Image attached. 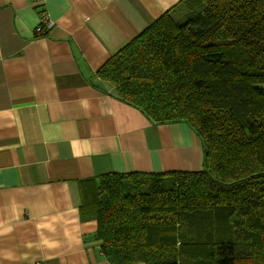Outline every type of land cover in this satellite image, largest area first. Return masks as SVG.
<instances>
[{
	"label": "trees",
	"instance_id": "trees-1",
	"mask_svg": "<svg viewBox=\"0 0 264 264\" xmlns=\"http://www.w3.org/2000/svg\"><path fill=\"white\" fill-rule=\"evenodd\" d=\"M96 75L151 122L186 124L204 148L198 172L79 182L81 220L97 222L105 259L264 264V0H181Z\"/></svg>",
	"mask_w": 264,
	"mask_h": 264
},
{
	"label": "crops",
	"instance_id": "crops-1",
	"mask_svg": "<svg viewBox=\"0 0 264 264\" xmlns=\"http://www.w3.org/2000/svg\"><path fill=\"white\" fill-rule=\"evenodd\" d=\"M180 1L0 0V264H110L97 222L81 220L79 182L202 170L186 124H155L96 82ZM42 14L55 23L47 37Z\"/></svg>",
	"mask_w": 264,
	"mask_h": 264
},
{
	"label": "built area",
	"instance_id": "built-area-1",
	"mask_svg": "<svg viewBox=\"0 0 264 264\" xmlns=\"http://www.w3.org/2000/svg\"><path fill=\"white\" fill-rule=\"evenodd\" d=\"M45 0H34L35 3H42ZM55 23L48 14H42L39 24L37 25L35 32L37 37H47L49 33L54 29Z\"/></svg>",
	"mask_w": 264,
	"mask_h": 264
},
{
	"label": "rangeland",
	"instance_id": "rangeland-1",
	"mask_svg": "<svg viewBox=\"0 0 264 264\" xmlns=\"http://www.w3.org/2000/svg\"><path fill=\"white\" fill-rule=\"evenodd\" d=\"M179 16H176V18H178Z\"/></svg>",
	"mask_w": 264,
	"mask_h": 264
}]
</instances>
